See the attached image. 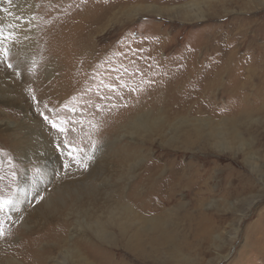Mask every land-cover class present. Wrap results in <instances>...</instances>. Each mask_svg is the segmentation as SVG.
Instances as JSON below:
<instances>
[{
	"label": "rangeland",
	"instance_id": "1",
	"mask_svg": "<svg viewBox=\"0 0 264 264\" xmlns=\"http://www.w3.org/2000/svg\"><path fill=\"white\" fill-rule=\"evenodd\" d=\"M18 3L32 9L28 36L21 50L0 51V92L20 104L0 110L14 122L25 112L42 138L0 134V264H264V0L5 7ZM213 76L214 90L201 93ZM223 126L234 132L221 145ZM15 139L62 154L49 191L76 171L72 182L92 179L100 165L98 186L77 188L67 210L40 208L20 182L44 173L42 158L22 161Z\"/></svg>",
	"mask_w": 264,
	"mask_h": 264
},
{
	"label": "bare ground",
	"instance_id": "2",
	"mask_svg": "<svg viewBox=\"0 0 264 264\" xmlns=\"http://www.w3.org/2000/svg\"><path fill=\"white\" fill-rule=\"evenodd\" d=\"M18 1H20V0H17V2ZM6 3H7V0L2 1L3 8L0 11V20H4V23L6 22L7 25L9 26V28H7L8 31L0 33V51H2V50L6 51L9 48L17 49L19 51L22 49L21 39L25 40L26 36H28V35H25V33L23 32L22 26H23V20H25V18L29 19L31 17L30 16V9L31 8L26 9V10L21 9V8L19 9V7H22V4L20 6V3H18L16 6L17 7L16 9H15V7H13L12 9H9V7L8 8L5 7ZM25 6L23 5V8ZM198 17L203 18L202 12H200ZM14 47H16V48H14ZM24 57H27V55H25ZM0 61H2V58H0ZM1 64H2V62H1ZM224 67H227V66L225 64H224V66H222V65L219 66L217 73H221L222 71H224L223 70ZM3 68H4L3 65L0 66V87L2 84H5L6 81L8 80V76L5 74V69H3ZM252 77H254V76H252ZM217 79H218L217 76H213L212 81L207 80L206 85H205L206 88L203 87L199 91L203 94L213 91L215 84H216L215 82H217ZM238 80L239 79H236V81H234L230 85H234V87H235L237 85ZM245 84H247V83H245ZM7 86L8 85H6V87ZM35 88H38V86L36 85ZM236 89H237L236 91H238L236 93H239L240 92L239 91L240 86H239V89L238 88H236ZM0 91H3V88H0ZM4 92H5V90H4ZM39 92H40V90H39ZM199 95L201 96V94H199ZM34 96H36V98L37 97H39L40 99L42 98L41 93L40 94H34ZM201 97H204V100H209V98H206L207 96H201ZM42 101L43 100H41V102ZM8 102L13 105L14 104L13 102H17V101L14 99H10L9 97L5 96L3 93L1 94V92H0V104L7 105V104H9ZM17 103L20 104V102H17ZM33 107H35V106H33ZM24 113L25 112H23V114H21V118L19 120H17V122H14V121H11L10 118H8L6 116V114H4V112H2L0 110V134L3 135V133H5L6 135H8V137H11V136L13 137V136H15L14 133L16 132V130L22 128L20 130L24 131L28 135L33 136L35 138H37V137L42 138L41 132L36 131L35 129H33L31 127V125L29 124V121L25 118ZM144 124L146 125L147 122H144ZM137 126H141V123H137L136 127ZM226 127L223 126V128L227 131L226 132L223 129L224 134L222 133V135H221V133H216L217 136H220V140H219L220 142L219 143H221V145L224 144V141H226V139L228 137L227 135L230 134L229 131L231 130V132H234L233 128L228 129V127L227 128ZM212 134H214V133H212ZM12 147L14 148L15 154L19 158H21L22 161H25V163L29 162V160L32 159L34 156L42 158L41 159V165H38L37 168H39V169L41 168L42 171H44V173L43 174H40L39 172L37 174H28V173L24 174L23 173V175L21 176V182H20L21 188L24 189L23 195L25 196V198H29V195H30V197L31 196L32 197L38 196L41 198L42 201H40V203H39L40 208H43V209L47 208V210H50L51 208H55L57 206L59 209L65 208V210H67L69 207L72 206V201H74L75 194H76L75 192L77 191L76 190L77 188H78V190L80 189L79 187L84 188L87 186L89 188H95L96 186H98L99 180H101L100 175L103 172V167H100V165H99L98 170L96 171L95 176L92 179H89V177H86L85 181H79V183L72 182L71 180H75V179H73L74 176L80 172V171L79 172L76 171V172L67 174L68 175L67 181L63 185L59 186V185L55 184L54 185L55 191L51 192L52 189L50 191L47 189L48 183L50 182L48 180L50 178L46 179L45 176H47V174L53 173L55 171V168L57 167V164H59L60 157L62 154H59L56 151L57 149L55 150L52 146H49V145L45 144L44 142L43 143L41 142V144L38 143L36 145H31L29 143V141L23 142L21 140L15 139L13 141ZM68 179H69V181H68ZM35 208H36V206H35ZM37 209H38L37 211H39L38 206H37ZM55 211H57L56 208L52 212H55ZM114 217L115 216L113 215V216H110L108 218V221L110 223L109 226L112 225V223L116 222ZM120 217H122L121 220L126 219L125 211H123V214H121V216H119V218ZM111 218L113 219L112 223H111ZM83 221L84 222L87 221V223H85V224L91 228V231L94 234H96L97 237H99V238L101 237L104 239L106 238L107 232H106L105 228L102 227L103 225L100 224V226H99V224L96 221H93L91 219V217H87V214L84 215ZM120 222L121 221L119 219L117 221V224L121 225V224H119ZM149 225L151 228H156L158 226L154 220L150 221ZM123 226H124V224H122L121 227H123ZM107 237H108V235H107Z\"/></svg>",
	"mask_w": 264,
	"mask_h": 264
},
{
	"label": "snow or ice",
	"instance_id": "3",
	"mask_svg": "<svg viewBox=\"0 0 264 264\" xmlns=\"http://www.w3.org/2000/svg\"><path fill=\"white\" fill-rule=\"evenodd\" d=\"M10 66V65H9ZM45 119H47L46 117H45ZM54 127H55V125H53ZM63 129H61V131H62ZM4 203H7L6 201H4V202H0V208H2L3 207V204ZM0 234H2V233H0Z\"/></svg>",
	"mask_w": 264,
	"mask_h": 264
}]
</instances>
